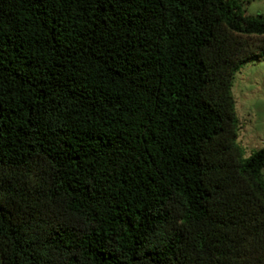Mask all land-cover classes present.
Instances as JSON below:
<instances>
[{"label": "trees", "instance_id": "obj_1", "mask_svg": "<svg viewBox=\"0 0 264 264\" xmlns=\"http://www.w3.org/2000/svg\"><path fill=\"white\" fill-rule=\"evenodd\" d=\"M241 0H0V264H264Z\"/></svg>", "mask_w": 264, "mask_h": 264}, {"label": "rangeland", "instance_id": "obj_2", "mask_svg": "<svg viewBox=\"0 0 264 264\" xmlns=\"http://www.w3.org/2000/svg\"><path fill=\"white\" fill-rule=\"evenodd\" d=\"M247 14H264V0H241ZM233 93L240 123L239 143L249 156L264 146V59L245 64L235 75ZM264 176V168L262 170Z\"/></svg>", "mask_w": 264, "mask_h": 264}]
</instances>
